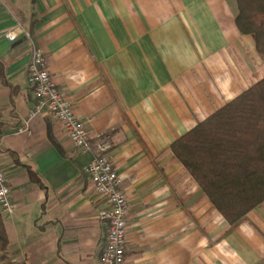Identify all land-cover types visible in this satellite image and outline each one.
<instances>
[{
  "label": "crops",
  "instance_id": "1",
  "mask_svg": "<svg viewBox=\"0 0 264 264\" xmlns=\"http://www.w3.org/2000/svg\"><path fill=\"white\" fill-rule=\"evenodd\" d=\"M237 12L236 0H0V165L15 206H0V264H102L107 235L98 214L109 202L84 172L92 153L54 117L31 115L21 29L91 142L109 140L130 205L129 262L264 264V201L228 223L170 148L258 81L264 57Z\"/></svg>",
  "mask_w": 264,
  "mask_h": 264
},
{
  "label": "trees",
  "instance_id": "2",
  "mask_svg": "<svg viewBox=\"0 0 264 264\" xmlns=\"http://www.w3.org/2000/svg\"><path fill=\"white\" fill-rule=\"evenodd\" d=\"M236 24L264 55V0H236ZM7 62L0 58V76ZM230 224L264 201V77L214 111L170 146ZM16 161L19 155L10 151ZM34 182L42 179L25 165ZM9 246L0 213V251Z\"/></svg>",
  "mask_w": 264,
  "mask_h": 264
},
{
  "label": "built area",
  "instance_id": "3",
  "mask_svg": "<svg viewBox=\"0 0 264 264\" xmlns=\"http://www.w3.org/2000/svg\"><path fill=\"white\" fill-rule=\"evenodd\" d=\"M21 30L32 49L31 61L27 67L28 84L35 97L31 115L54 117L62 123L76 147L93 155L84 172L94 184L96 191L109 202V207L98 214L99 219L107 227L101 262L102 264H135L129 262L126 257L129 199L122 187L121 176L114 168L108 154L109 140L106 136L100 135L95 144L91 142L90 131L85 121L75 112L73 105L50 76L44 54L36 46L30 32ZM6 36L12 40L15 38V33L10 31ZM0 206L5 212H12L15 207L8 177L1 165Z\"/></svg>",
  "mask_w": 264,
  "mask_h": 264
},
{
  "label": "rangeland",
  "instance_id": "4",
  "mask_svg": "<svg viewBox=\"0 0 264 264\" xmlns=\"http://www.w3.org/2000/svg\"><path fill=\"white\" fill-rule=\"evenodd\" d=\"M262 55H263V54H262ZM263 57H264V55H263ZM256 76H258V78H257L256 80H259V79H261V78L264 77V67H262V68H260V69L258 70V72L256 73Z\"/></svg>",
  "mask_w": 264,
  "mask_h": 264
}]
</instances>
